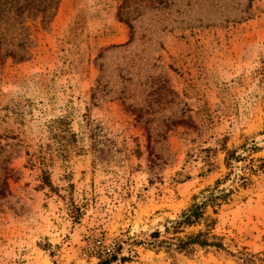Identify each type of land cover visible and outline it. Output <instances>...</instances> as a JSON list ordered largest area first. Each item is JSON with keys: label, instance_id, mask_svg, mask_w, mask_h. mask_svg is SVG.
<instances>
[{"label": "rangeland", "instance_id": "1", "mask_svg": "<svg viewBox=\"0 0 264 264\" xmlns=\"http://www.w3.org/2000/svg\"><path fill=\"white\" fill-rule=\"evenodd\" d=\"M59 119L75 142L52 138ZM224 138L246 158L228 187L264 158V0H0V264H240L150 247L228 172L219 151L201 175ZM250 180L215 232L264 259V175Z\"/></svg>", "mask_w": 264, "mask_h": 264}, {"label": "trees", "instance_id": "2", "mask_svg": "<svg viewBox=\"0 0 264 264\" xmlns=\"http://www.w3.org/2000/svg\"><path fill=\"white\" fill-rule=\"evenodd\" d=\"M55 123L66 125L68 128L60 138H57L58 134L54 131ZM48 130L52 138L57 139L59 143L61 139L72 142L76 140L75 134L70 131L65 120L59 119L51 122ZM226 140L227 138L223 139L219 150L205 148L200 150L199 153L201 154V162L203 164L202 176L210 173H219V165L215 162L219 151L223 154L222 165L228 172L216 179L212 186H207L198 195H194L191 203L180 212L176 219L168 221L163 225L164 230L162 234L158 230L151 233V238L153 239L150 243L151 250L155 253L162 251L165 253L167 259L173 263L176 261L177 255L193 259L197 257L199 252H202L204 255L209 253L216 255L224 254L226 257L236 258L240 264H264L263 258L245 252L246 248H242L240 252L233 253L225 246L223 237L215 232L217 217L222 207L232 202L237 190L236 188H246L251 183L250 176L252 175L257 173L264 175V158L248 159L240 168L241 173L236 176L235 180L231 181V185L222 187L230 180L233 164L246 161V158L236 154V150L227 149ZM242 148L245 151L253 153L258 151L256 147L246 149V145H242ZM178 175L182 174L179 173ZM183 178L177 182L182 183L188 180L189 176ZM7 179L8 177H5L0 184V199L9 193ZM40 181L43 186L51 187L47 171H41ZM235 184L237 185L236 188L233 187ZM163 235L165 238L160 239Z\"/></svg>", "mask_w": 264, "mask_h": 264}]
</instances>
